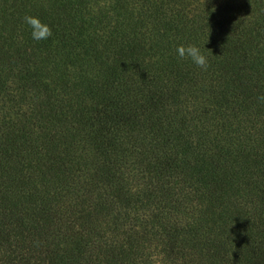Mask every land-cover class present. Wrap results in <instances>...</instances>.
<instances>
[{
  "label": "trees",
  "instance_id": "16d2710c",
  "mask_svg": "<svg viewBox=\"0 0 264 264\" xmlns=\"http://www.w3.org/2000/svg\"><path fill=\"white\" fill-rule=\"evenodd\" d=\"M260 95L264 0H0V264H264Z\"/></svg>",
  "mask_w": 264,
  "mask_h": 264
},
{
  "label": "clouds",
  "instance_id": "9594fccd",
  "mask_svg": "<svg viewBox=\"0 0 264 264\" xmlns=\"http://www.w3.org/2000/svg\"><path fill=\"white\" fill-rule=\"evenodd\" d=\"M24 23L30 29L31 38L34 41L47 40L52 36V30L50 26L42 21L39 16L25 15L23 17ZM206 52H211L205 47L202 49L196 44L179 45L176 48V54L180 59H188L192 64L201 68L207 69L208 67V56ZM212 54V52H211ZM213 55V54H212ZM258 101L264 103V95L257 97Z\"/></svg>",
  "mask_w": 264,
  "mask_h": 264
}]
</instances>
